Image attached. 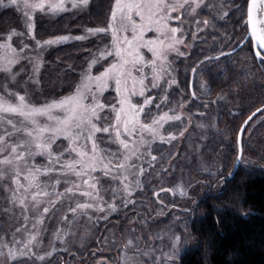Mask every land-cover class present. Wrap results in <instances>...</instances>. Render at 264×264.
<instances>
[{
	"label": "snow or ice",
	"instance_id": "snow-or-ice-1",
	"mask_svg": "<svg viewBox=\"0 0 264 264\" xmlns=\"http://www.w3.org/2000/svg\"><path fill=\"white\" fill-rule=\"evenodd\" d=\"M0 7L22 12L25 25L24 32L13 29L0 39V73L6 80L0 88V191L8 205L2 214L10 224L0 232V264H51L56 241L67 244L82 220L95 226L119 207L135 203L133 195L137 189L143 191L141 177L149 169L155 171L158 157L153 152L159 151L158 145L187 140L185 133L192 135L190 128L211 126L196 122L207 117L206 111L193 112L188 107L197 99L195 92L190 100L187 95L174 99L172 93L179 90L174 64L177 58L190 57L186 51L192 47L186 39L189 35L195 40L201 33L210 34L217 21L240 5L226 6L225 0H111L100 26L86 28L84 35L46 40L35 36V14L83 11L90 7V0H0ZM246 17L252 39L264 50V27H257L264 25V0H247ZM101 34L110 39L91 55L69 94L37 105L29 101L27 89L21 94L9 87L22 79L25 64L31 66L28 81L39 83L45 49ZM227 55L223 51L205 55L190 71L193 75L198 68L210 71L214 62ZM255 56L264 65V54L257 51ZM96 65L103 70L93 74ZM200 87L207 91V81L202 80ZM108 90L110 100L105 95ZM200 107L207 110L209 103L201 102ZM257 113L264 114V107L257 108L244 125ZM244 131L242 125L240 132ZM236 144V162L255 163L245 157L239 136ZM175 158L176 154H170V167ZM168 171L169 167L160 168V173ZM106 194L111 202L105 200ZM54 219L57 227L45 250L46 220ZM125 231L120 264H177L186 243L181 235L171 233L167 246H156L144 241L136 227ZM151 239L163 245L164 237L159 234Z\"/></svg>",
	"mask_w": 264,
	"mask_h": 264
},
{
	"label": "trees",
	"instance_id": "trees-1",
	"mask_svg": "<svg viewBox=\"0 0 264 264\" xmlns=\"http://www.w3.org/2000/svg\"><path fill=\"white\" fill-rule=\"evenodd\" d=\"M245 2L247 0H242L241 9ZM110 3L111 0H95L91 20L103 21ZM9 13L6 12L2 19L4 24L11 19ZM232 14L235 13L232 11ZM232 14L228 17L226 31L234 22ZM206 43H195L190 57H182L175 64L181 84L172 95L183 92L190 100L191 92H195L197 99L188 107L193 112L206 111L207 117L196 122L211 125L194 131L190 128L192 135H187L192 147L183 172L188 179L185 186L191 200L186 196L183 206L189 209L187 229L195 245L183 252L178 264H264V114L258 113L249 121L242 135L244 155L255 163H240L233 176L227 179L236 160L238 130L251 113L264 105V69L257 66L247 41L234 53L214 62L210 71L201 72L198 68L190 83V67L196 66L205 55L218 54H213L214 46L225 53L229 51L228 46L222 48L216 42ZM56 51L49 52L47 58L52 63L57 60V65L42 69L36 90V94L47 99L68 92L74 83L75 74L68 66L72 67L77 61L78 49ZM202 80L207 81V91L202 89L200 93L199 81ZM111 95L106 96L111 99ZM179 99L180 96L175 98ZM213 100L216 103H211ZM201 102L209 103V108L200 107ZM5 205V199L0 196V221ZM90 253L89 246L71 247L60 253V257L67 259L63 264H70L78 259L85 260ZM58 256L51 259V264H61L57 263Z\"/></svg>",
	"mask_w": 264,
	"mask_h": 264
},
{
	"label": "rangeland",
	"instance_id": "rangeland-1",
	"mask_svg": "<svg viewBox=\"0 0 264 264\" xmlns=\"http://www.w3.org/2000/svg\"><path fill=\"white\" fill-rule=\"evenodd\" d=\"M232 2L237 5H242V0H225L226 6H230ZM4 3H7V0H4ZM245 3V7H243L242 9L240 7L239 10H232L236 15L232 14V11L229 13V15L232 14V16H235L234 22L230 26L229 31H226V26L229 22L228 15L224 20L217 21L216 29L210 34L201 33L199 34V38L195 40H193V38L189 35L186 38L187 42L192 45V47L195 45V43L207 42L206 44L211 45L212 43L216 42L222 48L223 46H228L227 49L229 50L235 48L241 42V38L245 37L247 33V2ZM94 4L95 0H90V7H88L87 9L83 11L71 10L66 13H61L58 16L43 15L39 13L35 14L33 22L35 24L36 38L40 40H46L57 35H71L72 37H75L84 35L86 28L100 26L102 21H98L95 23L90 18ZM6 12H10L9 14L11 16V19L4 24L2 22V19L5 16ZM102 20H105L104 17ZM0 21V39L6 37L13 29H15L17 32L25 31L24 17L22 15V12L18 11L15 7H0ZM23 39L25 43L34 45V41H32L31 39ZM107 39H110V37L105 38L103 34L98 36H89L86 40L83 41L71 39L62 44L53 45L45 49L41 53L43 56V66L41 68L42 71V69L46 68L47 65L50 67H54L57 65V60H55V57H53V60H55L53 63L51 61H48L49 59L47 58V55L49 52H54L55 50H66L68 48H76V50L78 49L77 53L75 54V58L77 59V61L75 62V64H72V67L68 66V68H70V70L75 74L73 80L74 83L71 90L64 94L50 99L36 94V90L39 87L40 80L39 83L34 85L31 83V81H28L27 72L30 71L31 67L28 64L24 65L25 73L22 75V79H20L19 83L16 85H9V87L13 91H20L21 94H23L24 90L27 89L29 101L37 105L51 101L52 99H58L60 96L67 95L79 82L80 74L87 68V64L91 59V55L93 53H97L98 49L103 48L104 44L107 43ZM13 40L16 44L19 43V40L16 37H14ZM213 48V54L221 51L220 47L214 46ZM190 49L186 51H190ZM181 58L182 57L177 58L175 64ZM175 64L174 67L176 69ZM102 70L103 68L100 65H96L93 67L92 71L93 74H96L98 71ZM177 71L179 75V68L176 69L175 75L180 86V77H178ZM192 79L193 74L190 73V83ZM26 81L27 83H25ZM5 83L6 80L4 74L0 73V88H2ZM200 85L201 81H199V90L201 93L202 88L200 87ZM108 93L112 94L111 90H108L105 95H107ZM181 95H184L183 92H180V95L178 96H180L181 98ZM178 96L173 95L174 99ZM185 135L187 136L188 133H185ZM188 142V139L184 140L183 138H181L178 141H173L171 145H158L162 150L153 152V154L157 155L158 157V163L155 167V171L149 169L148 173L145 176L141 177L143 191L137 189V192L133 195V200L135 201V203L129 204L127 208H123L122 206L119 207L118 211L115 213H111L107 220H100L95 226H92L86 219L82 220L77 226V229H75L77 233L76 236L69 237L67 244H61L59 241H56L57 253L54 254L53 257L59 255L57 263L60 262L61 264H63L66 262V258L62 259V257H60V253L64 251L63 249L65 247L70 249L71 247L84 248L89 246L91 249V253L85 260L82 259V261H80V259H78V261L76 260L70 264H97V261H106L107 264H120V246L123 244L124 239L127 235L125 230L132 227H136L138 232L143 233L144 241H149L156 246H167V236L171 233L181 235L186 243H184L181 248L179 258L186 249L193 247L195 245V242L189 235L187 229L189 209L188 207H184L186 196L187 198H189V196L187 195V188L185 186V182L188 179L186 174L184 175L183 172V166H186L190 160L189 151L192 146L189 145ZM62 148L63 145H60L59 150H62ZM161 153L163 154L162 159L160 158ZM173 153L176 154V158L172 161L173 167H170L169 158L170 154ZM161 167H169V171L167 173H160ZM157 173H160V175H157ZM161 176L163 177L162 179L160 178ZM196 184L197 183H195L193 187ZM160 188L171 189V191L160 192ZM156 192H159V196L154 195V193ZM0 196L4 198V193L2 191H0ZM104 198L108 202H111L110 194H106ZM189 199L191 200V198ZM188 206L190 207V205ZM6 207H8L7 203L5 205V208ZM186 209L187 211H185ZM161 211L163 212V214H158ZM132 219H135L137 223H129V221ZM110 220H112L113 222L111 223ZM140 221H146V223L141 225L139 223ZM46 224L48 225V233L44 237L45 250H47V246L49 240L52 237V233L57 227V222L55 219L51 221L46 220ZM9 228V217L7 215H4L2 221H0V232H2L4 229ZM157 234H159L161 237H164L163 245H161L160 240H150V237H155Z\"/></svg>",
	"mask_w": 264,
	"mask_h": 264
},
{
	"label": "water",
	"instance_id": "water-1",
	"mask_svg": "<svg viewBox=\"0 0 264 264\" xmlns=\"http://www.w3.org/2000/svg\"><path fill=\"white\" fill-rule=\"evenodd\" d=\"M246 11H247V5H246ZM257 16H258V18H259V16H260V14L258 13L257 14ZM246 27H247V34H246V36H245V38L235 47V48H233V49H231V50H229L227 53H230V54H232V53H234L235 51H237L248 39L251 41V43H252V48H253V53H254V56H255V53L257 52V51H261L262 52V54H264V50H261V49H259L257 46H256V42L252 39V37H251V27L249 26V25H247V17H246ZM258 28H259V25L257 26ZM256 57V56H255ZM257 58V57H256ZM257 59H259V58H257ZM262 107H264V105L263 106H261V107H259V108H262ZM258 114V113H257ZM256 114V115H257ZM250 115H252V113L250 114ZM249 115V116H250ZM248 116V117H249ZM247 117V118H248ZM246 118V119H247ZM254 118V117H253ZM245 119V120H246ZM244 120V121H245ZM244 121H243V123H242V125L244 126V128H246V126L247 125H244ZM241 125V126H242ZM241 126H240V128H241ZM240 128H239V130H238V133H237V138H238V136L240 137V141H241V144H242V135H243V133H241L240 132ZM237 138H236V141H237ZM237 145V144H236ZM239 164L240 163H237L236 162V160H235V163H234V166H233V169H232V171L230 172L231 173V175H228L227 176V179H229V178H231L232 176H233V174H234V172L237 170V168H238V166H239ZM229 173V174H230Z\"/></svg>",
	"mask_w": 264,
	"mask_h": 264
},
{
	"label": "flooded vegetation",
	"instance_id": "flooded-vegetation-1",
	"mask_svg": "<svg viewBox=\"0 0 264 264\" xmlns=\"http://www.w3.org/2000/svg\"><path fill=\"white\" fill-rule=\"evenodd\" d=\"M244 39V37L242 38V40ZM241 40V41H242ZM247 41H249V43L251 44V49H252V52H253V48H252V43H251V41L248 39ZM246 41V42H247ZM245 42V43H246ZM253 55H254V53H253ZM254 59H255V61H256V64H257V66L260 68V69H264V65H262L261 64V61H260V59H257L255 56H254Z\"/></svg>",
	"mask_w": 264,
	"mask_h": 264
},
{
	"label": "bare ground",
	"instance_id": "bare-ground-1",
	"mask_svg": "<svg viewBox=\"0 0 264 264\" xmlns=\"http://www.w3.org/2000/svg\"><path fill=\"white\" fill-rule=\"evenodd\" d=\"M259 18H260V16H259ZM259 18H258V19H259ZM260 27H264V25H259V28H260Z\"/></svg>",
	"mask_w": 264,
	"mask_h": 264
}]
</instances>
